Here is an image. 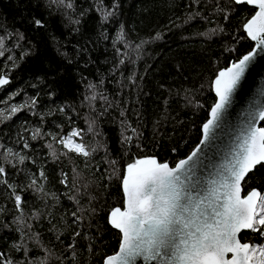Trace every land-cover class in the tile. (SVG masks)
Wrapping results in <instances>:
<instances>
[{
  "label": "trees",
  "instance_id": "1",
  "mask_svg": "<svg viewBox=\"0 0 264 264\" xmlns=\"http://www.w3.org/2000/svg\"><path fill=\"white\" fill-rule=\"evenodd\" d=\"M69 2L0 0V75L10 78L0 89V179L14 186L0 183V252L13 264H103L116 253L108 217L124 206L126 165L187 157L216 101V73L254 46L243 24L256 8L234 0ZM73 129L88 157L59 142ZM253 188L264 194V168L243 195ZM240 238L264 243L250 230Z\"/></svg>",
  "mask_w": 264,
  "mask_h": 264
},
{
  "label": "snow or ice",
  "instance_id": "2",
  "mask_svg": "<svg viewBox=\"0 0 264 264\" xmlns=\"http://www.w3.org/2000/svg\"><path fill=\"white\" fill-rule=\"evenodd\" d=\"M234 2L236 5L258 6L255 15L243 24L247 36L257 42L256 46L216 73L212 88L217 99L211 106L210 118L202 125L200 144L185 159L177 161L173 167L166 161H158L155 156H145L126 165L121 177L123 210L115 207L108 217V223L119 231V250L105 257L104 264H136L138 257L157 264H264V244L241 243L238 239L242 230H250L264 238V194L253 188L241 196L242 182H247L249 174L258 168H264V127H256L250 121L227 164L202 186L194 178L200 145L213 138L214 129L231 102L233 91L257 55V49L264 51V0ZM52 3L72 7L71 2L64 5V0H52ZM224 19L227 20L228 16ZM34 23L41 25L40 20ZM119 38L123 39L122 33ZM3 45L4 39L0 37V48ZM3 55L4 52L0 51V56ZM8 83V79L0 76V86ZM94 87L89 85V88ZM17 111L16 107L11 109L12 113ZM258 116L264 120V109L258 111ZM36 131L38 134L39 129ZM89 131H92L91 127ZM132 132L135 133L136 129L132 128ZM80 135L79 130L73 129L59 142L69 152L88 157L90 152L86 145L73 140ZM131 140L130 136L124 137L125 143ZM24 147L27 148L28 144L25 143ZM48 147L52 156L58 159L52 145ZM25 159L19 157L20 162ZM3 174L5 168L0 166V176ZM0 183L14 188L6 180L0 179ZM15 204L17 207L21 205L19 195H15ZM73 216L82 219L76 213ZM0 264H13V261L0 252Z\"/></svg>",
  "mask_w": 264,
  "mask_h": 264
},
{
  "label": "water",
  "instance_id": "3",
  "mask_svg": "<svg viewBox=\"0 0 264 264\" xmlns=\"http://www.w3.org/2000/svg\"><path fill=\"white\" fill-rule=\"evenodd\" d=\"M249 6L256 8V11L259 10L257 5ZM253 42L254 48L257 42ZM0 76L8 79L10 83V78L8 76L4 74ZM5 86L6 85L0 86V89ZM260 109H264V51L257 49V55L253 61L250 62L244 76L233 91L231 102L223 111L218 126L214 129L213 138L200 145L201 151L198 154L196 167L194 169V178L200 182L201 186L208 179L213 178V176L227 164L228 160L231 158L233 149H235L239 143L241 133L248 127L250 121H252L256 127H264L261 126L263 120H260L258 116V111ZM209 118L210 117H208V119ZM198 144H200V142ZM158 161L160 160L158 159ZM257 190L263 194L259 189ZM241 196H244L243 191ZM123 207L120 208L123 210ZM244 231L249 230H242L241 233ZM240 234H238V239H240L241 243H245L242 242ZM231 255V253L228 254L229 258H231ZM136 264H157V262H146L142 257H138Z\"/></svg>",
  "mask_w": 264,
  "mask_h": 264
},
{
  "label": "rangeland",
  "instance_id": "4",
  "mask_svg": "<svg viewBox=\"0 0 264 264\" xmlns=\"http://www.w3.org/2000/svg\"><path fill=\"white\" fill-rule=\"evenodd\" d=\"M77 137V136H76ZM76 137H73V140L76 141L77 143H79L77 140H76ZM264 244V243H263ZM258 259V256L254 258V262L255 260Z\"/></svg>",
  "mask_w": 264,
  "mask_h": 264
}]
</instances>
